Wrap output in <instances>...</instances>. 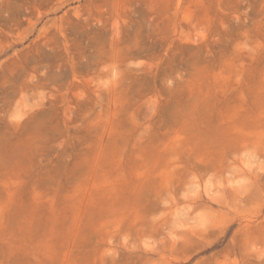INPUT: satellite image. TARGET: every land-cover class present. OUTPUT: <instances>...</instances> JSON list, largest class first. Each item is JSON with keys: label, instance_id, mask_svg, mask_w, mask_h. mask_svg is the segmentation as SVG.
I'll use <instances>...</instances> for the list:
<instances>
[{"label": "rangeland", "instance_id": "rangeland-1", "mask_svg": "<svg viewBox=\"0 0 264 264\" xmlns=\"http://www.w3.org/2000/svg\"><path fill=\"white\" fill-rule=\"evenodd\" d=\"M0 264H264V0H0Z\"/></svg>", "mask_w": 264, "mask_h": 264}]
</instances>
